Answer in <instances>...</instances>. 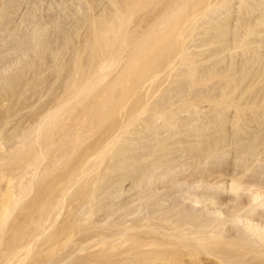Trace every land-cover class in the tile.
Returning <instances> with one entry per match:
<instances>
[{"label": "bare ground", "instance_id": "1", "mask_svg": "<svg viewBox=\"0 0 264 264\" xmlns=\"http://www.w3.org/2000/svg\"><path fill=\"white\" fill-rule=\"evenodd\" d=\"M21 1L0 0V61L29 52L0 67V264H264V0H64L53 20L84 18L56 50L44 13L23 44L2 23Z\"/></svg>", "mask_w": 264, "mask_h": 264}, {"label": "rangeland", "instance_id": "2", "mask_svg": "<svg viewBox=\"0 0 264 264\" xmlns=\"http://www.w3.org/2000/svg\"><path fill=\"white\" fill-rule=\"evenodd\" d=\"M42 1H43V2H42ZM60 1H62V2H60ZM63 1H64V0H22V1H21V8H20L19 11L17 12V14H16L15 16H13L12 19H10L11 22H10V25L7 27V29H8V28H11V29H13L14 31H17V30L20 29V27H23V26H25V25L27 26V25H28V22H24V23H23L22 20H21L23 15H29V17H31V16H33V15L36 16L35 13H37L38 16H39L40 14L43 15V13H44L43 16H45V15H50V13H51L50 8H51L52 4L56 5V7H58L57 4H58V3H59V4H60V3L62 4V3H64ZM66 1H67V0H66ZM40 2H41V3H40ZM68 2H69V4H71L70 1H68ZM48 3H49V4H48ZM59 4H58V5H59ZM40 5H41V6H40ZM47 8H48V9H47ZM46 9H47V11H46V14H45V10H46ZM31 13H32L33 15H32ZM71 14H72V13H71ZM257 14H259V13L251 14V15H253V16H251V15H250V16H249V15L246 16V18H245L246 21H247V19H249V18H250V19H249L248 21H253L254 18L257 16ZM41 15H40V16H41ZM67 15H70V14L67 13ZM254 15H255V16H254ZM82 16H83V15H80L79 17H82ZM23 17H24V16H23ZM236 17H237V16H236ZM236 17H235V18H236ZM33 18H34V17H33ZM83 18H84V17H83ZM83 18H80V19L82 20ZM235 21H236V20H235ZM244 21H245V20H244ZM246 21H245V23H247ZM236 22H237V21H236ZM234 24H235V22H234ZM238 25H239V24H238ZM26 26H25V27H26ZM78 26H79V24H78ZM75 27H76V26H75ZM75 27H74V28H75ZM235 27H237V26H235ZM239 27L241 28V26H239ZM74 28H73V29H74ZM233 29H234V28H233ZM241 29H242V28H241ZM21 30H23V29H21ZM75 31H76V30H75ZM73 32H74V31H73ZM73 32H72V29H70V28L68 29V27H67V29H66L65 31H62V32H60V33H59V32H56V36H57V38H59V39L61 40L62 43H63V40H64V43H67L68 39L72 36V33H73ZM82 32H84V31H82ZM19 33H20V32H19ZM64 33H65V34H64ZM66 33H67V38H66ZM70 33H71V34H70ZM68 34H69V35H68ZM74 40H76V39L74 38ZM50 41L53 42V40H51V38H50ZM76 41H77V40H76ZM78 41H79V40H78ZM6 42H10V41L7 40ZM48 42H49V40H48ZM4 43H5V42H4ZM53 44H55V45H53ZM53 44L49 42V45L51 46V48H54V50H56V49H57V44L54 43V42H53ZM78 44H80V43H78ZM55 48H56V49H55ZM193 50H194V49H193ZM195 51H196V50H195ZM12 53H13V52H10V54L7 56V57L9 58V59H8L9 61L7 60L8 62H10V60H11V62H12V60H14V59L17 60V58L20 59V57H17L16 55H13ZM69 53H70V52H69ZM10 55H12L13 57L11 58ZM46 57H47V56H46ZM70 57H71V55H70ZM253 57H254V56H253ZM255 57H257V56L255 55ZM13 58H14V59H13ZM19 59H18V61H20ZM23 59L25 60V58H23ZM23 59H21V60H23ZM68 59H69V58H68ZM245 59H246V58L244 57L243 61H245ZM16 60H15V62H16ZM24 60H23V61H24ZM49 60H50V61H49ZM70 60H71V59H70ZM70 60H69V62L71 63ZM46 61L48 62V66H49L50 68L52 67V69H50L48 66H47L48 68L46 67V69H47L46 73H47V75L49 74V75H48V76H49L48 79L50 78V79H49V82H51V85L53 84V86H54L53 89H54V90H57V93H60L61 90H62V88L65 86V81H64V79H62V80H61V79H60V80H56V78H55V74L52 73V71H53L54 68L56 67V64L53 62V60H52L50 57L47 58ZM241 61H242V59H241ZM241 61H240V62H241ZM26 62H27V60H25V63H26ZM50 62H51L52 65L50 64ZM259 62H260V64H261V66L264 64V61H263V60H260ZM243 63H246V61L243 62ZM49 64H50L51 66H50ZM53 64H55V65H53ZM1 65H2V64L0 63V67L2 68L3 66H1ZM4 66H5V65H4ZM45 66H46V65H45ZM53 66H54V67H53ZM7 67H8V65L5 66V68H6V69H9V68H7ZM246 68H247V63L245 64V67H244L243 69L246 70ZM6 69H4V67H3V70H6ZM48 69H49V70H48ZM241 69H242V68H241ZM0 70H2V69H0ZM39 70H40V69H39ZM50 70H51V71H50ZM254 70H256V68H254ZM11 71H13V69H10V70H9V73L14 74V72H11ZM16 71H18V70H16ZM40 71H41V70H40ZM40 71H37L38 75L36 76V78H37L38 80H39V78H40L39 75L41 74ZM19 72H20V71H19ZM19 72H15V73H16L18 76L20 75L19 77H22L21 74H20ZM234 72H235V71H234ZM50 73H51V75H50ZM232 73H233V72H232ZM3 74H4V73H2V75H3ZM7 74H8V72H7ZM7 74H6V75H7ZM0 75H1V73H0ZM4 75H5V74H4ZM8 75H9V74H8ZM8 75H7V76H8ZM52 75H53V77H52ZM233 75H236V74L233 73ZM242 75H243V73H242ZM9 76L12 78V76H15V75H9ZM237 76H238V73H237ZM38 77H39V78H38ZM234 77L237 79L236 76H234ZM240 77H243V76H241L240 73H239L238 79H241ZM33 78H34L36 81H38L35 77H33ZM34 79H33V85H34V83H36V82H34V81H35ZM51 79H52V80L54 79V80L52 81ZM222 80H224V79H221V82H222ZM39 81H40V80H39ZM39 81H38V83H39ZM215 81H216V80H215ZM215 81H213V82L215 83ZM213 82L208 83V84H207V83L205 84V82H204L203 85L207 86V87L203 88V89H204L203 92H204L205 94H201V93H200L201 91H200L199 89H201L202 87L198 89V91L196 92V94H199V93H200L199 95H206V92L209 94V92H208L209 89H208V88L212 89L213 87L216 88V89H214L215 91L218 90V89H219V88H218L219 85H217L218 87L213 86V85H214V84H212ZM223 82H224V81H223ZM38 83H36V85H37ZM184 83H185V81H184ZM184 83H181V84H180L181 86L183 85L182 88H183L184 86H187V84L185 83V84H186V85H185ZM12 84H14V83H13V82H10V85H12ZM3 85H4V89H5V90H6V89H7V90L9 89L8 91H6L7 93H8V92H11V88L13 87V85H12V87H10L9 84H3ZM8 85H9V86H8ZM15 85H16V84H15ZM33 85H30L29 87L32 88ZM45 85H47V83H45L44 86H42V87H35V88L37 89L38 92L40 91V90H38L39 88L42 90L43 87H44V89L46 90L48 86L45 88ZM189 85H190V83H189ZM189 85H188V88H189ZM232 85L234 86V84H231V86H232ZM7 86H8V88H7ZM31 86H32V87H31ZM200 86H201V85H200ZM200 86H199V87H200ZM233 86H232V87H233ZM165 87H166V85H165ZM165 87H164V88H165ZM175 87H176V86H175ZM33 88H34V87H33ZM33 88H32V89H33ZM35 88H34V89H35ZM177 88H178L177 93L175 94V92H174V94H173L174 97H173V98L177 97V94L179 95L178 92H179V90H181V89H179V88H181V87H177ZM177 88H176V89H177ZM184 88H185V87H184ZM184 88H183V89H184ZM197 88H198V87H196V89H197ZM34 89H33V91H35V92H34L33 95H37V94H35V93H36V90H34ZM185 89H186V88H185ZM185 89H184V90H185ZM201 90H202V89H201ZM33 91H31V93H33ZM205 91H206V92H205ZM210 91H211V90H210ZM215 91H214V92H215ZM218 91H220V90H218ZM218 91H217L216 93H218ZM172 93H173V92H172ZM216 93H213V92H212V94H210L209 97L212 96V97H210V98L215 99L216 96L213 97V95H214V94L216 95ZM219 93H220V92H219ZM168 94H169V96L171 95V93H168ZM208 94H207V95H208ZM220 94H221V93H220ZM220 94H217V96L220 95ZM171 96H172V95H171ZM36 97H39V96H36ZM36 97H35L34 100H31L32 102L29 101V102H31V103L33 104V106H34V103H35L34 101H36V99H37ZM48 98H50V100H52V99L54 98V96L51 95V94L48 95V96H45L44 98L41 99L42 102H36L37 104L35 103V105H36L35 107H33L31 103L28 104L27 102L17 103V104H19V106H23V105H24L25 107L23 106L24 108H23V107L21 108V110H23V112H22L21 110H19L20 107H18V106H17V108L15 107V109H13V110H14V111H13L14 116H15V114L18 113L17 110H19L21 113L18 114V115H16L17 118H15L16 116H15V117L12 116V118H13V119L15 118V119H14L13 121H12V119H11L12 122H11V127H10V128H11L12 130L9 129L10 131L8 130V133H10L11 131H12V132L14 131V128H15L14 126H15L16 124H17V125L20 124L21 127L26 126V127H23L24 129H26L27 127H28L27 129H29V127H31V125L28 124V122H29L30 120L27 121V120H28V119H27V118H28V115H29V117L32 116V115L30 116V114H33V116H34V115L38 112L37 109H38V110H40L41 108L44 109V108H43L44 101H45V102H49V101H46V100H49ZM216 98H218V97H216ZM175 99H179V97H178V98H175ZM38 101H39V100H38ZM158 102H159V101H157V104H158ZM24 103H25V104H24ZM42 103H43V104H42ZM21 104H23V105H21ZM40 104H42V106H41V107H37V105L40 106ZM160 104H162V102L159 103V105H160ZM27 105H29V106H27ZM30 105H31V106H30ZM26 106H27V107H26ZM28 107H29L30 109H27ZM18 108H19V109H18ZM25 108H26V109H25ZM31 108H32V111H33V108H35V109L37 108V109L34 111V112H36V111H37V112H36L35 114H34V112L31 113V112H32V111H31ZM39 108H40V109H39ZM16 109H17V110H16ZM24 109H25V110H24ZM15 110H16L17 113L15 112ZM30 111H31V112H30ZM42 111H43V110H42ZM42 111H39V113L42 112ZM203 111L208 112V108L204 109ZM22 113H23V115L27 114V117H25V116L22 117V116H23ZM187 114H188V113H181L180 115H181L182 118H184V117L186 118V116H188ZM20 115H21V117H20ZM36 115H37V114H36ZM18 117H19V118H23V119H22L23 122H22V120H21L22 124H21L20 122H17V123H16V120L18 119ZM24 118H26V119H24ZM31 118H33V117H31ZM31 118H30V119H31ZM19 120H20V119H19ZM19 120H18V121H19ZM25 122H26V123H25ZM23 124H26V125H23ZM20 125H19V126H20ZM22 125H23V126H22ZM144 125H146V124H143V127H144V129H145V126H144ZM254 125H255V124H254ZM254 125H253V126H254ZM9 126H10V125H9ZM9 126H8V127H9ZM255 126H256V125H255ZM12 127H13V128H12ZM16 128H18V126H17ZM7 129H8V128H6V130H7ZM6 130H5V132H7ZM21 130H22V129H21ZM12 132H11L10 134H12ZM8 133H5V134L8 135V136H11V135H9ZM144 135H145V136H144ZM142 137H143V139H144V142H143L142 144L144 145V144L148 143L147 138L150 137V135H149V136L147 135V131H146V133L143 134ZM146 141H147V142H146ZM148 144H149V143H148ZM126 154H128V153H126ZM129 155H130V154H129ZM129 155H127V156H129ZM132 155H133V154H132ZM121 156H122V157H120V156H119V157H120L122 160H123V156H124V157H127V156H125V154H124V155L121 154ZM130 156H131V155H130ZM130 156H129V157H130ZM134 157H135V156H134ZM124 159H125V158H124Z\"/></svg>", "mask_w": 264, "mask_h": 264}, {"label": "water", "instance_id": "3", "mask_svg": "<svg viewBox=\"0 0 264 264\" xmlns=\"http://www.w3.org/2000/svg\"><path fill=\"white\" fill-rule=\"evenodd\" d=\"M57 15V13H55L54 12V15L52 16V15H46L45 17H44V20H53V17L54 16H56ZM48 17V18H47ZM36 18V17H35ZM37 19H41L39 16H37ZM74 20V19H73ZM76 20V21H75ZM73 22H72V25H71V27L70 26H68V22H69V19H68V17H67V15L66 14H61L60 15V18L59 19H54L53 21L55 22L54 24H53V26H51V29L49 30V35H50V37H51V39L52 40H58V38L56 37V32H61V31H65L66 29H67V27L68 28H74L77 24H79V23H82V20L80 19V18H76ZM10 20H5L4 22H2V23H4V25L5 24H8V22H9ZM25 29V31H23V32H21V36H20V42L23 44L24 43V41L27 39L26 37H29V35H30V33L29 32H37L36 33V35L37 34H39V30H37V29H33L32 27H30V25H29V27L27 26L26 28H24ZM61 30V31H60ZM15 33L16 32H12V31H9V33H8V38H7V40H9V41H11V40H13V38H14V36H15ZM48 35V36H49ZM60 40V39H59ZM55 43V42H54ZM61 43V42H60ZM60 43H56L57 44V46H58V44H60ZM23 49H18V51L15 53H12L13 55H16L17 57H20V55H22L23 54V56H27L28 54L27 53H29L28 51H26V50H24V47H22ZM52 50H54L53 48H51ZM10 57L12 58L13 56L12 55H10ZM24 58V57H23ZM9 58L8 57H6L5 59H3L2 61H0V63L2 64V65H5V66H9V64H11V66H12V69H13V71H15V69H17V68H20L19 66H23V65H25V62L23 61V60H20V61H16V62H8L7 60H8ZM148 141V143L150 144L151 142H152V140H147ZM146 141V142H147ZM148 143H146V144H142L141 145V147L139 148L140 149V151L138 152V153H135L136 155H138V158H145V157H147V151H149L151 148H150V146H149V144ZM136 155H135V157H136ZM145 163H147V161L145 162Z\"/></svg>", "mask_w": 264, "mask_h": 264}]
</instances>
